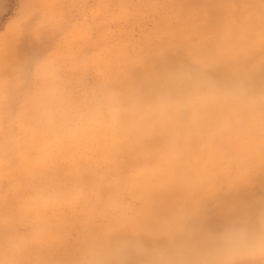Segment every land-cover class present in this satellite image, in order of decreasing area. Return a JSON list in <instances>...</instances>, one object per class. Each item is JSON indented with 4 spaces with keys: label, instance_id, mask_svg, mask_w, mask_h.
<instances>
[{
    "label": "rangeland",
    "instance_id": "1",
    "mask_svg": "<svg viewBox=\"0 0 264 264\" xmlns=\"http://www.w3.org/2000/svg\"><path fill=\"white\" fill-rule=\"evenodd\" d=\"M231 1H0V33L19 20L0 43V264H102L88 259L78 212L93 179L96 189L112 180L107 138L158 102L169 72L199 70L220 21L233 23Z\"/></svg>",
    "mask_w": 264,
    "mask_h": 264
},
{
    "label": "bare ground",
    "instance_id": "2",
    "mask_svg": "<svg viewBox=\"0 0 264 264\" xmlns=\"http://www.w3.org/2000/svg\"><path fill=\"white\" fill-rule=\"evenodd\" d=\"M247 1L226 7L233 26L246 19L240 28L220 21L198 71L169 72L158 102L108 136L112 180L96 189L93 179L78 212L92 262L264 264V199L255 196L264 194V0ZM18 23L0 33L2 45Z\"/></svg>",
    "mask_w": 264,
    "mask_h": 264
},
{
    "label": "snow or ice",
    "instance_id": "3",
    "mask_svg": "<svg viewBox=\"0 0 264 264\" xmlns=\"http://www.w3.org/2000/svg\"><path fill=\"white\" fill-rule=\"evenodd\" d=\"M41 70L44 71V72H49L52 70V64L51 62H46L45 64L41 65ZM39 202H40V205L42 208H47L50 204L53 203V201L46 197V196H41L39 197Z\"/></svg>",
    "mask_w": 264,
    "mask_h": 264
},
{
    "label": "crops",
    "instance_id": "4",
    "mask_svg": "<svg viewBox=\"0 0 264 264\" xmlns=\"http://www.w3.org/2000/svg\"><path fill=\"white\" fill-rule=\"evenodd\" d=\"M30 27H32V26H30Z\"/></svg>",
    "mask_w": 264,
    "mask_h": 264
}]
</instances>
